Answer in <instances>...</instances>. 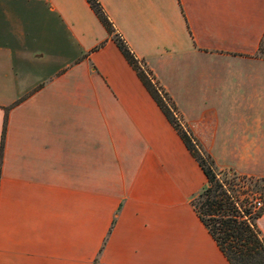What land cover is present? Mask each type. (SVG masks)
I'll list each match as a JSON object with an SVG mask.
<instances>
[{
  "label": "crops",
  "instance_id": "obj_1",
  "mask_svg": "<svg viewBox=\"0 0 264 264\" xmlns=\"http://www.w3.org/2000/svg\"><path fill=\"white\" fill-rule=\"evenodd\" d=\"M96 1L216 170L264 179V0ZM205 186L85 0H0V264H228Z\"/></svg>",
  "mask_w": 264,
  "mask_h": 264
},
{
  "label": "trees",
  "instance_id": "obj_2",
  "mask_svg": "<svg viewBox=\"0 0 264 264\" xmlns=\"http://www.w3.org/2000/svg\"><path fill=\"white\" fill-rule=\"evenodd\" d=\"M85 2L201 169L206 186L192 199L191 205L226 262L264 264V238L255 223L264 212V202L261 207L252 211V204L246 195L251 187L253 190L257 189L264 179H252L216 170L210 156L181 125L175 107L166 93L115 33L98 2L96 0ZM263 45L262 41L260 48Z\"/></svg>",
  "mask_w": 264,
  "mask_h": 264
},
{
  "label": "rangeland",
  "instance_id": "obj_3",
  "mask_svg": "<svg viewBox=\"0 0 264 264\" xmlns=\"http://www.w3.org/2000/svg\"><path fill=\"white\" fill-rule=\"evenodd\" d=\"M258 186L261 187V189L258 187L257 189L253 190L251 187L246 195L248 197L257 198L263 203L264 202V182L260 183Z\"/></svg>",
  "mask_w": 264,
  "mask_h": 264
},
{
  "label": "built area",
  "instance_id": "obj_4",
  "mask_svg": "<svg viewBox=\"0 0 264 264\" xmlns=\"http://www.w3.org/2000/svg\"><path fill=\"white\" fill-rule=\"evenodd\" d=\"M249 200H250V202L252 204V207H251L252 211L256 210L257 208H259V207H261L263 205V203L257 198L249 197Z\"/></svg>",
  "mask_w": 264,
  "mask_h": 264
}]
</instances>
